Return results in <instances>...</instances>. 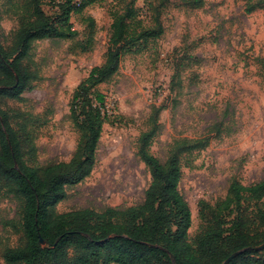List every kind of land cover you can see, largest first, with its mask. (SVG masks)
Returning <instances> with one entry per match:
<instances>
[{
	"label": "rangeland",
	"instance_id": "374dc122",
	"mask_svg": "<svg viewBox=\"0 0 264 264\" xmlns=\"http://www.w3.org/2000/svg\"><path fill=\"white\" fill-rule=\"evenodd\" d=\"M120 1L86 3L70 16L76 35L63 31L34 42L25 62L35 75L30 88L22 100L0 97V107L15 115L13 127L32 133L40 165L73 157L78 133L69 118V104L81 82L106 60L112 12ZM258 1H162L165 33L150 39L145 50L127 53L117 74L99 87L106 96L108 122L96 164L89 177L68 190L67 199L56 207L58 213L103 212L144 202L151 175L137 156V145L155 112L161 129L150 150L162 163L175 141L210 139L206 149L194 152L190 160L183 155L181 161L179 188L191 208V238L198 233L201 201H224L232 180L246 187L264 182V4L247 12L249 3ZM149 3L159 5L156 0H135L144 27L152 24ZM24 4L25 0L0 2L5 48L25 22ZM53 7L44 0L47 15L55 13ZM242 205L249 217L257 210L254 202ZM20 216L19 203L0 187L4 246L24 245L22 235L5 223ZM2 249L0 264H5ZM253 257L264 260V252Z\"/></svg>",
	"mask_w": 264,
	"mask_h": 264
},
{
	"label": "trees",
	"instance_id": "16d2710c",
	"mask_svg": "<svg viewBox=\"0 0 264 264\" xmlns=\"http://www.w3.org/2000/svg\"><path fill=\"white\" fill-rule=\"evenodd\" d=\"M50 1L57 8L52 16L44 11V0H25L27 17L9 48L0 36V97L22 100L35 76L25 63L33 43L63 31L76 35L69 23L71 14L86 3L103 0H81L79 5L75 0ZM156 1L159 5L149 3V27L139 21L135 0H121L112 12L106 60L81 82L69 104V118L78 133L70 161L38 164L32 133L17 131L12 125L15 115L0 107V187L21 209L19 220L5 223L24 240L23 246L9 247L0 236L5 264H224L238 252L241 254L228 264H264L261 258L253 257L264 252L257 250L264 245V207L260 206L264 182L246 187L232 180L224 201L215 205L201 201L198 233L191 238V208L179 188L181 161L183 155L190 160L194 152L206 149L210 139L175 141L170 157L162 163L150 150L161 129L157 112L137 145V156L151 175L144 202L103 212L85 209L60 214L56 210L67 199L68 190L89 177L96 164L108 122L106 96L99 87L117 74L127 53L145 50L150 39L165 33L161 22L163 0ZM195 4L200 7L202 2ZM263 4L264 0L249 3L247 12ZM190 163L187 161V166ZM247 200L257 208L252 217L242 205Z\"/></svg>",
	"mask_w": 264,
	"mask_h": 264
},
{
	"label": "water",
	"instance_id": "95a60500",
	"mask_svg": "<svg viewBox=\"0 0 264 264\" xmlns=\"http://www.w3.org/2000/svg\"><path fill=\"white\" fill-rule=\"evenodd\" d=\"M43 243V241H42ZM259 250H263L264 249V245H262L261 247L258 248ZM241 254V252L235 253L234 255H232L224 264H228L230 261H232L235 257L239 256Z\"/></svg>",
	"mask_w": 264,
	"mask_h": 264
},
{
	"label": "built area",
	"instance_id": "2783aa9c",
	"mask_svg": "<svg viewBox=\"0 0 264 264\" xmlns=\"http://www.w3.org/2000/svg\"><path fill=\"white\" fill-rule=\"evenodd\" d=\"M76 4L79 5L81 3V0H75Z\"/></svg>",
	"mask_w": 264,
	"mask_h": 264
}]
</instances>
